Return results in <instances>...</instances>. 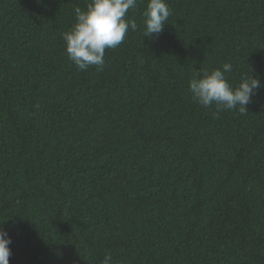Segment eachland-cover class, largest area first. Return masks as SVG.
<instances>
[{
	"label": "trees",
	"instance_id": "trees-1",
	"mask_svg": "<svg viewBox=\"0 0 264 264\" xmlns=\"http://www.w3.org/2000/svg\"><path fill=\"white\" fill-rule=\"evenodd\" d=\"M89 0H0V226L9 264H264V0H137L105 66L62 34ZM232 64L258 77L243 114L192 99Z\"/></svg>",
	"mask_w": 264,
	"mask_h": 264
},
{
	"label": "clouds",
	"instance_id": "clouds-1",
	"mask_svg": "<svg viewBox=\"0 0 264 264\" xmlns=\"http://www.w3.org/2000/svg\"><path fill=\"white\" fill-rule=\"evenodd\" d=\"M137 0H89L86 10L77 7L75 23L62 34L68 58L79 70L105 66L106 49H114L123 43L129 28L137 30L135 20L127 19L130 9H135ZM170 15L166 0H147L143 12V36H158L165 28ZM232 64L225 62L222 68L204 70L189 82L192 99L203 107L216 106L214 118L220 112L236 109L244 113L254 92L260 88L261 80L253 76H242L238 85L229 83L226 73ZM12 242L8 231L0 226V264H9ZM102 264H112V255L106 254Z\"/></svg>",
	"mask_w": 264,
	"mask_h": 264
}]
</instances>
